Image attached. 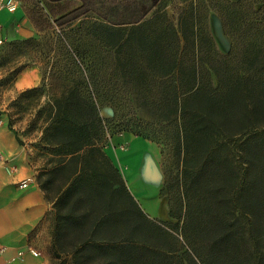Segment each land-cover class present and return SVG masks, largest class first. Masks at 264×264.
I'll return each instance as SVG.
<instances>
[{"label":"trees","instance_id":"obj_1","mask_svg":"<svg viewBox=\"0 0 264 264\" xmlns=\"http://www.w3.org/2000/svg\"><path fill=\"white\" fill-rule=\"evenodd\" d=\"M21 1L35 27L41 31L53 27L51 15L61 27L81 16L80 13L74 15L81 6L63 14L56 13L53 3L61 0ZM31 1L32 7L27 5ZM217 11L225 33L231 37L234 32L243 33L239 35L245 42L253 29L264 32V0H220ZM146 15L123 21L122 24L134 25L128 31L95 23L93 31L100 30L97 38L101 42L95 50L97 57L89 63L78 53L75 55L81 77L77 95L73 90L69 92L68 105L77 111L59 115L53 127L56 135L61 130L59 143L67 146V153L74 154L76 159L67 177V187L57 201L60 206L68 199L66 197L75 195L65 224L69 230H76L75 237L67 244L74 243L77 250L72 262L63 264H80L78 250H89V247L95 252L98 264H107L109 257H113L111 264H125V260L130 259L133 260L130 264H185L175 253L178 249L171 244L163 248H142L132 238L119 235L122 229L116 216L127 182L100 143L110 119L101 114V107L109 105L115 116L118 114L112 102L100 101L109 90L112 92L114 85L116 93L112 95L119 94L118 81L112 84L105 71V57L112 50L116 53V65L110 77L131 86L137 108L148 105V97L152 96L154 116L153 121L141 123L137 128L125 126L112 134L129 131L158 141L156 136L166 133L165 145L184 172L177 199L182 207L186 202L185 231L197 232L187 236L191 238L199 263L193 258L189 262L264 264V246L247 234L237 217V212L243 210H247L248 216L255 215L264 202V167L261 165V169L258 162L260 155H264V129L258 130L264 78H256L251 73H234L232 65L242 54L246 71L264 70L263 50L257 43L246 41L237 55L234 45L226 55L221 54L209 33L199 26L201 17L194 5L181 13L178 26L166 12L156 10L151 17ZM84 86L96 95L87 99L82 93ZM234 118L243 122L239 128ZM9 125L24 144L11 122ZM149 128L152 133L147 132ZM244 128L241 139L237 133ZM239 152L246 159L242 172L236 164ZM83 194L92 200L96 197L105 201L104 213L76 214L73 206H77ZM169 204L171 215L181 217L174 209L173 197H169ZM255 204L257 207L253 206ZM215 230L218 234H205L206 247L198 242L200 233ZM52 235L54 253L60 257L67 245L62 239V230L55 229ZM126 248L131 249L130 254H126Z\"/></svg>","mask_w":264,"mask_h":264},{"label":"rangeland","instance_id":"obj_2","mask_svg":"<svg viewBox=\"0 0 264 264\" xmlns=\"http://www.w3.org/2000/svg\"><path fill=\"white\" fill-rule=\"evenodd\" d=\"M19 1L22 2L21 0ZM22 4L25 5L24 2ZM27 5L32 7L34 3L32 1L27 2ZM53 5L58 14L66 13L81 6L80 10L74 13V15L80 13L81 16L61 27L54 22L51 15L53 27L47 30H38L29 37L23 35L14 26L8 28L4 38L6 43L0 52V87L11 85L16 75L30 65L39 66L44 73L42 84L35 89L17 93L9 101L6 112L9 113L10 122L24 143H28L32 148L36 149L37 158L41 157L39 159L43 163V168L37 174V180L49 199L53 201L52 233L55 229H61L62 239L67 244L69 239L76 235V230H69L68 225L65 224L75 195L66 197L68 199L63 201L60 206H58L59 203L57 204V201L67 187V177L72 168L75 167L76 159L74 154L67 153V146L59 143V137H62L61 134H63L59 133L61 130L56 135L53 127L59 115L77 111L68 105V102H70L69 92L73 90L77 95L78 89L76 87H79L78 79L81 77L75 55L78 53L84 62L89 63L97 57L95 50L98 44L101 43L97 38L100 30L96 29L93 31V25L99 22L112 27L119 26L124 31H128L134 25L130 23L122 24L123 21L135 19L139 14L145 13L147 14L146 17L149 18L156 10H160L161 12H166L169 19L178 26L181 13L190 5H194L199 10L201 17L199 26L209 33L212 43L223 55H226L233 48V45L236 47L235 55L238 54V51L239 53L242 52L241 49L245 47L246 41L257 43L261 46L264 53V32L253 29L252 35L250 34L245 42L241 40L242 37L240 36L241 34L244 35L243 33L234 32L232 37L226 34L223 29L222 18L217 11V8L220 7V0H61L58 3H53ZM74 48L76 49L75 51L73 50ZM83 50H87V52L83 53ZM105 62L106 75L109 81L112 79V84L118 81L116 89L119 92L116 96L112 95L116 93L114 85L112 92L108 89V95L100 97L101 102L110 101L118 110V114L115 116L114 113L113 117L108 120L107 132L109 130L111 133L117 132L125 126L137 128L141 123L145 124L146 121H153V105H151L153 97H148V105L137 108L132 98L131 86L123 80L119 81V79L110 77L116 65V53L114 50L106 55ZM232 65L234 73L242 75L251 73L256 78H264V70H251L249 72L245 70L242 63V54L239 59L232 61ZM82 91L87 99L96 95L92 91L90 92V89L86 86L83 87ZM259 106L261 112L258 113V121L261 128H258V130H262L264 129V98H261ZM250 115L253 116V113H250ZM235 120L236 126L239 124L237 126L239 128L243 122ZM165 124H167V121ZM150 130V128L147 129V132L152 133ZM245 130V128L241 131L238 130L237 136L239 137L241 132ZM165 136L166 133H161L156 136L158 141H155L159 144L162 151L161 164L165 173V184L162 192L168 199L173 197L174 209L181 213L182 216H172L171 220L167 221L147 216V211L145 213L144 209L142 210L140 207L141 203L139 205L127 185V190L121 192L120 208L117 210L118 216H116L117 223L122 229L119 235L125 238H132L142 248H152L153 246L163 248L171 244L178 249L175 253L184 259L185 264H192L189 262L191 258L199 263L193 252L191 238L189 239V236H187V234H197V232L190 229L185 231L187 222L183 214L186 212V202L182 207L180 200L177 199L181 194L184 172L182 168L177 166L176 160L167 149ZM243 136H240L241 139ZM108 139L109 137L106 133L100 143L105 147ZM243 160L246 159L243 158L241 152L237 153L236 164L240 172L243 170ZM258 162L262 169V166L264 167V155H260ZM103 169L105 170V168ZM104 202L102 199H96V197L92 200L86 194H83L77 206L73 207L76 210V214L88 213L90 215V213H99L100 215L105 210H103ZM250 203L252 202H248V204ZM253 206L257 207L256 204ZM245 211L247 210L237 212L238 223L246 229L247 234L251 238L260 241L263 247L264 202L260 203V208L255 215L248 216ZM200 234L202 235L198 238L199 240L195 236L194 239L206 247L207 238L205 234H218V232L215 230L210 233ZM112 235L115 234L112 233ZM71 244L68 243L63 248L64 251L60 257L55 255L52 245V260L48 264L72 262L77 249L73 247L74 243L71 242ZM130 250V248H126V254H130ZM147 250H144L145 253H148ZM78 252L80 264H98L92 247L85 251L78 250ZM125 257H128V255H125ZM112 258H107L106 263L111 264ZM131 261L133 262L131 259L125 260V264H130L129 262Z\"/></svg>","mask_w":264,"mask_h":264},{"label":"crops","instance_id":"obj_3","mask_svg":"<svg viewBox=\"0 0 264 264\" xmlns=\"http://www.w3.org/2000/svg\"><path fill=\"white\" fill-rule=\"evenodd\" d=\"M13 26L27 37L38 31L19 0L0 10V52L6 43V31ZM43 79L41 68L30 65L16 75L11 85L0 87V264H48L52 260L53 201L37 180L43 163L35 148L19 142L6 112L17 93L39 86ZM101 114L111 118L114 109L102 106ZM107 135L104 150L142 210L154 219L171 220L169 199L162 192L165 173L159 144L129 131L112 134L109 130ZM30 248L38 250L39 255ZM20 251L23 256H19Z\"/></svg>","mask_w":264,"mask_h":264},{"label":"built area","instance_id":"obj_4","mask_svg":"<svg viewBox=\"0 0 264 264\" xmlns=\"http://www.w3.org/2000/svg\"><path fill=\"white\" fill-rule=\"evenodd\" d=\"M16 0H0V10L6 8V7H10L14 4ZM0 41L2 42V38H0ZM24 185H26V183H24ZM30 251L34 254V255H39V251L34 249V248H30ZM24 252L20 251L19 252V256H23Z\"/></svg>","mask_w":264,"mask_h":264}]
</instances>
